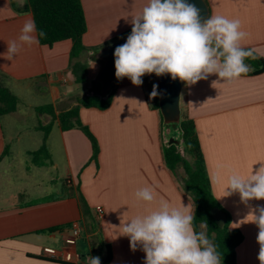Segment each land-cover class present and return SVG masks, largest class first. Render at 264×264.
<instances>
[{
	"label": "crops",
	"instance_id": "1",
	"mask_svg": "<svg viewBox=\"0 0 264 264\" xmlns=\"http://www.w3.org/2000/svg\"><path fill=\"white\" fill-rule=\"evenodd\" d=\"M26 0H0V85L19 98L28 91L44 94L41 104H25L35 108L50 104L56 114L77 104V98L97 91L96 78L102 63L88 54L87 80L76 83L69 68L71 40L52 46L24 45L8 60L3 55L7 43L18 40L30 11L18 12ZM209 16L223 15L239 19L247 33L242 47L264 59V0H206ZM87 24L83 43L101 48L131 33V19L138 15L148 0H81ZM34 20V19H33ZM36 35L38 37L37 31ZM151 82L134 86L125 77L115 79V94L106 110L80 108L82 123L90 129L99 144L96 160L84 133L72 128L62 130L55 122L47 145L50 160L40 165L28 161L37 150L13 151L11 143L20 142L19 134L8 132L9 121L0 116V264H89V258L105 257V247L92 253L90 240L99 237L108 245L109 264H144L145 253L130 247L128 237L121 235L122 226L136 215L158 207L161 200L173 207L188 206L193 213L190 196L181 187L185 177L182 168L176 173L165 165L162 148L168 142L158 111L152 109ZM216 82V83H214ZM180 109L193 120L204 157L212 194L230 216V228L239 230L242 242L236 248L237 264H260L257 259L258 227L242 223L253 209L264 207V200L241 201L238 193L223 197L227 176L232 172L247 176L264 163V72L243 74L232 81L209 75L193 85L182 82ZM46 124L51 120L42 114ZM37 129V127H36ZM38 130V129H37ZM222 180L217 183L215 176ZM151 187L154 201L138 200L137 190ZM82 194L96 230L90 232L82 215L78 194ZM222 197V198H221ZM101 206V217L95 211ZM73 221H80L83 232L77 241L76 261L63 260L65 238ZM200 232L205 233L204 227ZM54 249L55 254L45 252Z\"/></svg>",
	"mask_w": 264,
	"mask_h": 264
},
{
	"label": "clouds",
	"instance_id": "2",
	"mask_svg": "<svg viewBox=\"0 0 264 264\" xmlns=\"http://www.w3.org/2000/svg\"><path fill=\"white\" fill-rule=\"evenodd\" d=\"M131 33L126 42L115 48V76L127 77L134 86H141L145 75H170L193 85L209 75L218 80L232 81L250 71L245 59L252 57L241 41L247 33L239 19L212 15L201 21L200 10L188 0H148L142 11L131 19ZM33 19L25 21L18 40L7 43L3 55L11 60L24 45L39 44ZM45 32L40 31L39 37ZM216 83V82H214ZM153 84L150 99L163 97ZM215 180H222L218 172ZM238 193L241 201L264 200V163L247 175L232 172L227 176L223 197ZM138 200L151 203L154 190H137ZM222 198V197H221ZM194 215L188 206L173 207L161 200L158 207L136 215L122 226V234L130 240L133 251L139 246L145 253L144 264H221L215 245L206 233L197 232ZM242 223H253L259 231L257 259L264 264V207L251 210ZM89 264H100L99 257Z\"/></svg>",
	"mask_w": 264,
	"mask_h": 264
},
{
	"label": "trees",
	"instance_id": "3",
	"mask_svg": "<svg viewBox=\"0 0 264 264\" xmlns=\"http://www.w3.org/2000/svg\"><path fill=\"white\" fill-rule=\"evenodd\" d=\"M12 6L18 12L30 11L32 13L40 44L52 46L62 40L72 41L69 68L76 83L86 82L88 54L92 52L94 58L99 48L88 47L83 43L87 24L81 0H26L25 5L21 8L15 7L12 1ZM40 31L45 32L46 35L39 37ZM245 63L250 66V71L246 74L258 75L264 72V59L254 53L252 57L245 59ZM142 79L144 81L150 80L147 76L142 77ZM114 94L115 86L113 83L106 96L102 97L97 87L96 93L77 98L75 106L59 114H56L54 107L50 104L36 107L37 114H47L51 120L45 125L40 123L37 126V129L43 133V142L37 150L29 153L31 161L40 165L50 160L47 140L55 122L59 123L62 130L72 128L81 130L91 143L92 160H96L99 153L98 141L88 126L82 123L79 111L82 107L106 110L110 107ZM158 99L159 97L152 99L150 105L152 109L158 111L162 126H172L180 133L179 141L176 143L166 142L163 145L162 154L165 165L171 172L176 173L179 168L184 171L185 177L181 187L193 202L194 228L200 232L201 227H204L208 239L212 241L220 255L221 264H237L236 248L242 242L243 235L239 230L230 228L229 214L212 194L195 124L193 120L181 113L178 124L165 125L159 111ZM19 102L16 95L7 87L0 85V116L15 112ZM6 154L7 151H4L0 160ZM78 201L81 213L88 221L89 231L94 232L96 221L90 216V208L80 191ZM90 247L92 253L95 248L105 247V257L100 264L110 263L112 259L110 247L104 246L99 237L90 240Z\"/></svg>",
	"mask_w": 264,
	"mask_h": 264
},
{
	"label": "water",
	"instance_id": "4",
	"mask_svg": "<svg viewBox=\"0 0 264 264\" xmlns=\"http://www.w3.org/2000/svg\"><path fill=\"white\" fill-rule=\"evenodd\" d=\"M190 3H194L200 10L201 21L206 20L209 16V6L206 0H188ZM127 34L122 38L111 42L97 50L94 58L102 63V68L96 78L95 85L99 88L100 95L106 96L114 83L115 76V48L123 45L127 37ZM147 77L153 80L159 87L158 91L163 93V97H159V111L163 118L165 125L178 124L181 119L180 109V97L182 90V81L179 79L173 80L170 75L156 76L155 74L147 75ZM177 141L171 140L169 143H176Z\"/></svg>",
	"mask_w": 264,
	"mask_h": 264
},
{
	"label": "rangeland",
	"instance_id": "5",
	"mask_svg": "<svg viewBox=\"0 0 264 264\" xmlns=\"http://www.w3.org/2000/svg\"><path fill=\"white\" fill-rule=\"evenodd\" d=\"M153 84H156L154 81L151 82V91L153 88ZM150 91V93H151ZM150 95V94H149ZM44 94L37 93L34 89L28 91L22 96V102L17 106V112L15 114L8 115L4 118L5 122L9 121L10 123L8 127V132L11 135L19 134L21 137L20 142H12L11 149L13 151H18L19 149L32 150L39 147L43 142V133L36 129V127L41 123L45 125L46 119L28 109L25 104H41L44 100ZM152 100V99H150ZM165 135L168 138V142L171 140L179 141L180 133L179 131L172 127L168 126L165 128ZM28 161H31L30 157L26 158Z\"/></svg>",
	"mask_w": 264,
	"mask_h": 264
},
{
	"label": "built area",
	"instance_id": "6",
	"mask_svg": "<svg viewBox=\"0 0 264 264\" xmlns=\"http://www.w3.org/2000/svg\"><path fill=\"white\" fill-rule=\"evenodd\" d=\"M147 76V75H145ZM97 216L101 217L104 213V210L101 206H97L95 209ZM83 232V225L81 224L80 221H73L70 224L69 227V234L67 235V237L65 238V253L63 255V260L67 263H72L76 261V257L79 258V256L75 253V248L77 245V241L78 239L81 237ZM45 252L53 255L55 254V250L54 249H50V248H46Z\"/></svg>",
	"mask_w": 264,
	"mask_h": 264
}]
</instances>
